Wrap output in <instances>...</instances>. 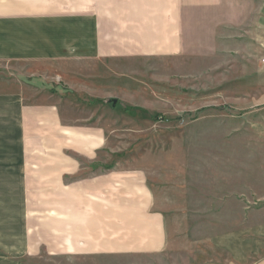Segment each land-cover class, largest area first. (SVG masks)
Segmentation results:
<instances>
[{
    "label": "rangeland",
    "instance_id": "rangeland-1",
    "mask_svg": "<svg viewBox=\"0 0 264 264\" xmlns=\"http://www.w3.org/2000/svg\"><path fill=\"white\" fill-rule=\"evenodd\" d=\"M91 27L0 25L7 39L0 40V91L61 96L76 118L104 125L122 161L149 173L167 207L171 240L153 256L72 257L43 250L26 255L25 263L233 264L226 236L264 210V105L257 103L264 96L258 86L264 52L254 53V41L242 29L233 37L220 32L216 51L203 39L169 56L161 55V42H149L146 55L145 42L66 39ZM231 40L233 48L227 47ZM3 203L0 237L18 228Z\"/></svg>",
    "mask_w": 264,
    "mask_h": 264
},
{
    "label": "crops",
    "instance_id": "crops-1",
    "mask_svg": "<svg viewBox=\"0 0 264 264\" xmlns=\"http://www.w3.org/2000/svg\"><path fill=\"white\" fill-rule=\"evenodd\" d=\"M28 23L92 26L66 39L145 42L146 55L149 42H161L163 56L203 39L216 51L220 32L233 37L242 29L254 41V53L264 52V1L257 0H0V25ZM231 41L229 48L237 45ZM12 48L23 50L19 44ZM252 63L258 70L260 64ZM258 86L264 87V77ZM257 103L264 105V96ZM73 111L61 96L0 91V200L11 225L18 226L0 237V264H26V255L43 250L139 257L162 254L169 246L167 207L158 201L149 173L122 161L104 125L76 118ZM224 242L233 264H250L258 256L254 264H264V210Z\"/></svg>",
    "mask_w": 264,
    "mask_h": 264
},
{
    "label": "water",
    "instance_id": "water-1",
    "mask_svg": "<svg viewBox=\"0 0 264 264\" xmlns=\"http://www.w3.org/2000/svg\"><path fill=\"white\" fill-rule=\"evenodd\" d=\"M111 102H112L113 106L115 107L117 105L118 101L117 100H112Z\"/></svg>",
    "mask_w": 264,
    "mask_h": 264
},
{
    "label": "built area",
    "instance_id": "built-area-1",
    "mask_svg": "<svg viewBox=\"0 0 264 264\" xmlns=\"http://www.w3.org/2000/svg\"><path fill=\"white\" fill-rule=\"evenodd\" d=\"M262 63L264 64V60H262Z\"/></svg>",
    "mask_w": 264,
    "mask_h": 264
}]
</instances>
